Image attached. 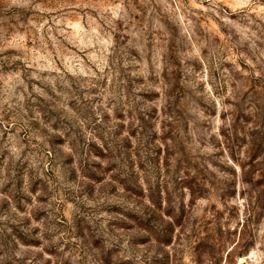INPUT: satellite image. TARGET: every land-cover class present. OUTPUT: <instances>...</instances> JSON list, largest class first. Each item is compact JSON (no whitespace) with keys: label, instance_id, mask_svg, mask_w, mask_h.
Wrapping results in <instances>:
<instances>
[{"label":"rangeland","instance_id":"rangeland-1","mask_svg":"<svg viewBox=\"0 0 264 264\" xmlns=\"http://www.w3.org/2000/svg\"><path fill=\"white\" fill-rule=\"evenodd\" d=\"M0 264H264V0H0Z\"/></svg>","mask_w":264,"mask_h":264}]
</instances>
